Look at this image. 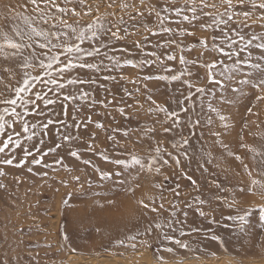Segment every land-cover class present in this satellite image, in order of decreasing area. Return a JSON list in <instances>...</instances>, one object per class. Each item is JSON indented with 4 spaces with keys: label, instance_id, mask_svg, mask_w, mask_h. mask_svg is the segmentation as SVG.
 <instances>
[{
    "label": "rangeland",
    "instance_id": "rangeland-1",
    "mask_svg": "<svg viewBox=\"0 0 264 264\" xmlns=\"http://www.w3.org/2000/svg\"><path fill=\"white\" fill-rule=\"evenodd\" d=\"M261 4L0 0V264H264Z\"/></svg>",
    "mask_w": 264,
    "mask_h": 264
},
{
    "label": "snow or ice",
    "instance_id": "snow-or-ice-1",
    "mask_svg": "<svg viewBox=\"0 0 264 264\" xmlns=\"http://www.w3.org/2000/svg\"><path fill=\"white\" fill-rule=\"evenodd\" d=\"M32 2L35 3V0H32ZM237 2L242 5L244 3V0H237ZM232 3H233V0H220V4L221 5L227 4L229 6V8L232 7ZM208 6L209 5L205 4V7H208ZM211 7L215 8V7H217V5L216 4H213V5H211ZM260 7L261 8H264V4H261ZM58 10L59 11H63V9H58ZM191 11L193 13H195L196 12V9L193 8V9H191ZM179 12H180V10L178 9L177 10V14H179ZM205 15H208V13H205ZM244 15L247 16V13H244ZM195 18L196 17L193 16V19H195ZM184 19L187 21V20H189V17L188 16H185ZM228 19L229 20L232 19L231 15L228 16ZM214 22L215 23H221L222 21H220L219 19H217ZM94 27H96V28H102L103 25L99 24L98 21H93L92 24H89L87 26V31L91 32V35L88 38L89 39H92V40L99 39V36H98L97 32L92 31V29ZM72 31H73V33H75L76 32V29L73 28ZM163 31L164 32H169V31H171V29L164 28ZM153 34L155 35V33H153ZM189 34L191 35V33H189ZM16 35L18 37H20L21 39H23L24 35H26L29 40H32L33 37H40L44 41H49V43H50V37L51 38H55V39H59V37L57 36L56 33H49L47 31L41 32V31H37V29H35V28H32L31 31L29 33H26V34H22L19 30H17L16 31ZM63 35L65 37L68 36L67 33H63ZM112 35L114 37H116L117 39L120 38V37L117 36V33H115V32H113ZM84 37H85V30H81L76 35L75 38L78 39V40L83 41ZM5 39L7 40V43L6 44H0V49H3L4 47H7L9 49H15V50H17V52H19L21 50V48L24 47V45H22L20 43H17V42H14V41L8 39L7 37ZM253 39H256V38L253 37ZM200 43H201L202 46H205V41L204 40H201ZM38 46L43 49V48L48 47V44L47 43H40ZM51 47L52 48H61L62 49V52L64 54L81 53V49H80L79 45L78 44L70 45V44L67 43V39L64 41L63 44H60V43L52 44ZM259 47L264 48V44L260 45ZM98 53H99V48L93 47V49L91 51H88L84 55L93 56L94 54H98ZM78 59H83V57L82 56H79ZM168 59H173V57L169 56ZM180 62L181 63H184V58L183 57H181ZM53 63H59V55H53V56H51V58L49 59V62L47 63V65H41V67H46V68H49L50 69V68H52ZM29 66H31V65H29L27 63L24 65V67H29ZM74 66H77V65H74L73 63L69 62L68 64L63 65L61 68L57 69V71L63 73L65 70L71 69ZM78 66L81 67V68H95L96 67V65H94V64H85V63H81ZM214 66L215 65L213 64L210 67H214ZM250 67H251V65H250ZM256 67H259V66L256 65ZM172 79L173 80H176V79H178V77L173 76ZM48 82L51 83V84H56V80L55 79H51ZM23 83H24L25 86H28L29 85V80L27 78H25L24 81H23ZM69 83H75V81H71L70 80ZM239 83H246V81L245 80H241V81H239ZM59 87L60 88H63L64 87V84H60ZM25 90H27L26 87L17 88L16 89V98H13V99H10V100H7V101H0V103H7V104H10V105H13V109L10 112H8V110L5 109V111L8 112L9 115H15V107L14 106L17 104V99H19L21 92H23ZM197 91H202V90L201 89H197ZM233 91H238V89H233ZM36 98L37 99H42V97H41V95L39 93H36ZM65 99H68V97H65ZM33 103H34V101H33ZM50 103H53V101H51V100L45 101V104L46 105L47 104H50ZM158 110L159 111H165V109H163V108H158ZM3 121H4V116L3 115H0V131H2L4 129V127H5V124L3 123ZM8 127H11V125H8ZM23 131L27 132V127L26 126L23 128ZM165 131H167V129ZM10 143H13L11 136H9L4 141L3 145H0V153H4L5 152V149L8 148V146H9ZM16 146H19V143L18 142H16ZM57 147H59V145H57ZM72 155L73 156H76V153L73 152ZM131 159H132V162L133 163H138L139 162L138 158L135 157V156H133ZM237 159H239V157H237ZM3 163H6V164L11 165L12 164V160L11 159L6 160V161H3ZM34 163H39V161H34ZM0 175H2V173H0ZM258 177L259 178L252 179L251 180V184L254 187H259L261 189H264V172H258ZM144 207H147V205H144ZM241 219H243V217ZM260 219H261V221H264V208H261ZM129 239H132V237H129Z\"/></svg>",
    "mask_w": 264,
    "mask_h": 264
},
{
    "label": "bare ground",
    "instance_id": "bare-ground-1",
    "mask_svg": "<svg viewBox=\"0 0 264 264\" xmlns=\"http://www.w3.org/2000/svg\"><path fill=\"white\" fill-rule=\"evenodd\" d=\"M147 261V260H146ZM73 262V261H72ZM148 262V261H147ZM146 262V264H148ZM74 264H95L94 263V260H90V261H87V262H75ZM104 264V263H103ZM105 264H115V263H112V262H110V261H105Z\"/></svg>",
    "mask_w": 264,
    "mask_h": 264
}]
</instances>
